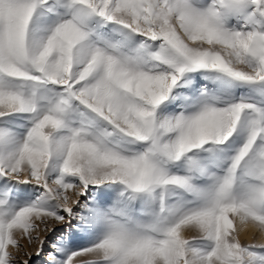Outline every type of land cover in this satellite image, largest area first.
Masks as SVG:
<instances>
[{
  "label": "snow or ice",
  "instance_id": "obj_1",
  "mask_svg": "<svg viewBox=\"0 0 264 264\" xmlns=\"http://www.w3.org/2000/svg\"><path fill=\"white\" fill-rule=\"evenodd\" d=\"M249 227L264 0H0V264H264Z\"/></svg>",
  "mask_w": 264,
  "mask_h": 264
},
{
  "label": "rangeland",
  "instance_id": "obj_2",
  "mask_svg": "<svg viewBox=\"0 0 264 264\" xmlns=\"http://www.w3.org/2000/svg\"><path fill=\"white\" fill-rule=\"evenodd\" d=\"M65 232H67V229H65ZM253 233H254V230H252V232L247 235L240 234L239 238L241 239L242 243H253V242L260 243L261 241H264V236H261L259 233H256L255 239H253ZM33 235L35 236L36 233H33ZM39 235H40V238L42 239L43 238L48 239V243H46L44 246L43 254L40 256L35 255L36 249L39 246L38 241H33L32 243H29L27 239L22 238V237H17L19 244L21 245V251L17 255V264H20L21 261L27 259V256L24 255L25 253L32 254V258L29 264H45V261L47 259V254L51 249V241L55 239V236H49V234L43 230L39 232ZM56 235L57 236L60 235V232H57Z\"/></svg>",
  "mask_w": 264,
  "mask_h": 264
},
{
  "label": "bare ground",
  "instance_id": "obj_3",
  "mask_svg": "<svg viewBox=\"0 0 264 264\" xmlns=\"http://www.w3.org/2000/svg\"><path fill=\"white\" fill-rule=\"evenodd\" d=\"M252 230H253V229H251L250 227H249V228H244V229L240 232V234H245V235H247V234L251 233Z\"/></svg>",
  "mask_w": 264,
  "mask_h": 264
}]
</instances>
